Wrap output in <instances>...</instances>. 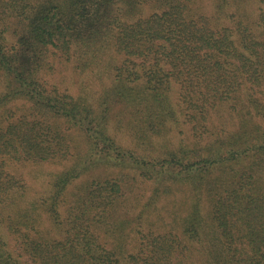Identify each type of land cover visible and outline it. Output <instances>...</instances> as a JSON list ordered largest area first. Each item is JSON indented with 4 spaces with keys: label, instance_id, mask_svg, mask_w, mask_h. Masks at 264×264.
I'll return each instance as SVG.
<instances>
[{
    "label": "trees",
    "instance_id": "16d2710c",
    "mask_svg": "<svg viewBox=\"0 0 264 264\" xmlns=\"http://www.w3.org/2000/svg\"><path fill=\"white\" fill-rule=\"evenodd\" d=\"M0 264H264V0H0Z\"/></svg>",
    "mask_w": 264,
    "mask_h": 264
},
{
    "label": "rangeland",
    "instance_id": "374dc122",
    "mask_svg": "<svg viewBox=\"0 0 264 264\" xmlns=\"http://www.w3.org/2000/svg\"><path fill=\"white\" fill-rule=\"evenodd\" d=\"M48 171L50 172L51 170H48ZM48 171H47V172H48ZM26 172L29 173L30 171H26ZM26 172L24 171L23 174L27 176V173H26ZM47 172L44 173V172H41V171H37V172L35 173V176H36V177L41 176L40 178H42L43 175L46 174ZM49 172H48V173H49ZM30 174H32V171L30 172ZM9 239H10V237H9Z\"/></svg>",
    "mask_w": 264,
    "mask_h": 264
}]
</instances>
